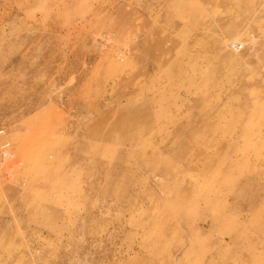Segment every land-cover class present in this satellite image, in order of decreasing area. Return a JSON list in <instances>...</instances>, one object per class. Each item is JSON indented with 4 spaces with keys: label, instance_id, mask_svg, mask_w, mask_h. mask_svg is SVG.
Returning <instances> with one entry per match:
<instances>
[{
    "label": "rangeland",
    "instance_id": "obj_1",
    "mask_svg": "<svg viewBox=\"0 0 264 264\" xmlns=\"http://www.w3.org/2000/svg\"><path fill=\"white\" fill-rule=\"evenodd\" d=\"M0 264H264V0H0Z\"/></svg>",
    "mask_w": 264,
    "mask_h": 264
}]
</instances>
